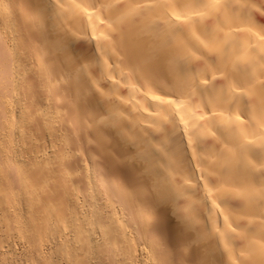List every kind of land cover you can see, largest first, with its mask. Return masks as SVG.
<instances>
[{
    "label": "bare ground",
    "instance_id": "bare-ground-1",
    "mask_svg": "<svg viewBox=\"0 0 264 264\" xmlns=\"http://www.w3.org/2000/svg\"><path fill=\"white\" fill-rule=\"evenodd\" d=\"M212 3L0 0V264H264V0Z\"/></svg>",
    "mask_w": 264,
    "mask_h": 264
},
{
    "label": "snow or ice",
    "instance_id": "snow-or-ice-1",
    "mask_svg": "<svg viewBox=\"0 0 264 264\" xmlns=\"http://www.w3.org/2000/svg\"><path fill=\"white\" fill-rule=\"evenodd\" d=\"M221 6V0H213V3L210 5H205V7H209V8H216ZM175 19L179 20V16L175 17Z\"/></svg>",
    "mask_w": 264,
    "mask_h": 264
},
{
    "label": "rangeland",
    "instance_id": "rangeland-1",
    "mask_svg": "<svg viewBox=\"0 0 264 264\" xmlns=\"http://www.w3.org/2000/svg\"><path fill=\"white\" fill-rule=\"evenodd\" d=\"M247 55H248V58H249V57H250V54H245L243 57H246ZM248 58L246 57L245 59H248ZM258 96H260V97H261V95H260V94H259ZM258 162H259V161H258ZM258 162H257V164H259V163H260V162H259V163H258ZM261 164H262V163H261ZM259 166H260V164H259ZM262 170H263V169H262ZM142 257H143V256H142ZM145 260H146V259H145Z\"/></svg>",
    "mask_w": 264,
    "mask_h": 264
}]
</instances>
